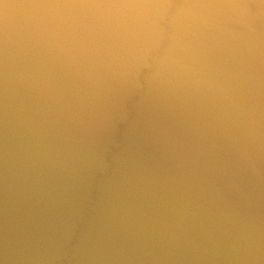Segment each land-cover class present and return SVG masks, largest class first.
<instances>
[{"label":"water","instance_id":"1","mask_svg":"<svg viewBox=\"0 0 264 264\" xmlns=\"http://www.w3.org/2000/svg\"><path fill=\"white\" fill-rule=\"evenodd\" d=\"M0 264H264V0H0Z\"/></svg>","mask_w":264,"mask_h":264}]
</instances>
